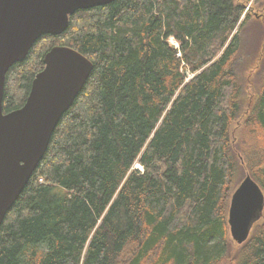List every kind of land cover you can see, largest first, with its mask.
<instances>
[{
	"label": "trees",
	"instance_id": "obj_1",
	"mask_svg": "<svg viewBox=\"0 0 264 264\" xmlns=\"http://www.w3.org/2000/svg\"><path fill=\"white\" fill-rule=\"evenodd\" d=\"M250 1L77 10L9 68L4 112L23 106L52 47L94 65L4 218L0 264H226L236 172L264 192V81L242 113L235 62ZM228 264H264V209Z\"/></svg>",
	"mask_w": 264,
	"mask_h": 264
},
{
	"label": "water",
	"instance_id": "obj_2",
	"mask_svg": "<svg viewBox=\"0 0 264 264\" xmlns=\"http://www.w3.org/2000/svg\"><path fill=\"white\" fill-rule=\"evenodd\" d=\"M114 0H0V227L44 157L62 116L84 88L93 62L66 45L52 47L23 106L4 112L6 73L46 34L59 35L77 10ZM264 209V192L249 175L230 199L228 224L243 244Z\"/></svg>",
	"mask_w": 264,
	"mask_h": 264
},
{
	"label": "rangeland",
	"instance_id": "obj_3",
	"mask_svg": "<svg viewBox=\"0 0 264 264\" xmlns=\"http://www.w3.org/2000/svg\"><path fill=\"white\" fill-rule=\"evenodd\" d=\"M248 8L251 16L244 24L245 26L240 34L241 50L235 61L236 70L239 74L238 77L243 86L241 95L242 113H246L245 108L247 105L251 104L252 106L254 104L264 81V0H251L248 3ZM245 18L246 16L241 19V22H243ZM238 28H236L235 32H237ZM168 41L169 44L173 45L178 50L180 49V44L174 37H170ZM179 54L181 55V53ZM187 73L188 76L192 74L189 71ZM241 135L242 126L238 122H234L230 131V136L232 140H234V143L240 139ZM137 165L140 164L137 163L134 169L142 171V168ZM246 175L247 170L243 165V167L239 169V172L235 174L232 193L241 184ZM227 243L229 256L225 262L226 264L238 253L241 246V244L233 239L230 229ZM41 247L45 248V246Z\"/></svg>",
	"mask_w": 264,
	"mask_h": 264
},
{
	"label": "built area",
	"instance_id": "obj_4",
	"mask_svg": "<svg viewBox=\"0 0 264 264\" xmlns=\"http://www.w3.org/2000/svg\"><path fill=\"white\" fill-rule=\"evenodd\" d=\"M180 55V54H179ZM186 72H188V71H186ZM187 75H188V73H187ZM191 76H188V80L191 78V77H193V74H190Z\"/></svg>",
	"mask_w": 264,
	"mask_h": 264
},
{
	"label": "bare ground",
	"instance_id": "obj_5",
	"mask_svg": "<svg viewBox=\"0 0 264 264\" xmlns=\"http://www.w3.org/2000/svg\"><path fill=\"white\" fill-rule=\"evenodd\" d=\"M230 11H231V10H230ZM232 16H233V15H232ZM233 73H234V72H233ZM231 77H232V76H231ZM233 77H234V76H233ZM234 85H235V84H234ZM240 87H241V86H240ZM237 89H239V88H237ZM234 91H235V90H234ZM234 91H233V92H234ZM137 166H138V167H141L140 165H137ZM138 167H137V168H138ZM141 168H142V167H141Z\"/></svg>",
	"mask_w": 264,
	"mask_h": 264
}]
</instances>
